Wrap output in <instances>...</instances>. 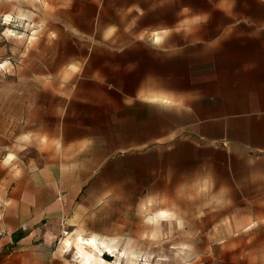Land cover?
Masks as SVG:
<instances>
[{"label": "crops", "instance_id": "crops-1", "mask_svg": "<svg viewBox=\"0 0 264 264\" xmlns=\"http://www.w3.org/2000/svg\"><path fill=\"white\" fill-rule=\"evenodd\" d=\"M55 5V31L71 38V51L44 66L36 85L58 101L49 139L69 155L56 154L36 171L33 179L48 182L43 206L25 197L32 193L26 184L3 193L0 232L12 230L15 243L28 238L21 224L62 217L68 208L55 198L75 194L71 181L108 174L111 164L149 182L133 196L153 197L158 176L195 174L221 156L264 157V0ZM13 198L15 205L7 202Z\"/></svg>", "mask_w": 264, "mask_h": 264}, {"label": "rangeland", "instance_id": "rangeland-1", "mask_svg": "<svg viewBox=\"0 0 264 264\" xmlns=\"http://www.w3.org/2000/svg\"><path fill=\"white\" fill-rule=\"evenodd\" d=\"M56 1L69 0H0V208L3 193L16 184H26L33 194L25 197L43 206L48 182L33 179L36 171L56 154L69 155L49 139L58 101L38 93L36 85L44 66L51 69L71 51V38L55 31ZM27 89L34 100H23ZM128 171L117 174L116 163L108 174L71 181L78 185L75 194L65 190L55 198L67 211L59 219L21 224L18 230L28 235L21 242L15 243L12 230L1 231L0 264H78L61 246L78 233L117 241L137 264H264L263 156L241 162L221 156L195 174H169L168 181L158 176L153 197L133 196L140 188L146 192L149 182L134 181ZM102 255L111 264H126L110 251Z\"/></svg>", "mask_w": 264, "mask_h": 264}, {"label": "bare ground", "instance_id": "bare-ground-1", "mask_svg": "<svg viewBox=\"0 0 264 264\" xmlns=\"http://www.w3.org/2000/svg\"><path fill=\"white\" fill-rule=\"evenodd\" d=\"M159 215H165V211L161 210ZM64 233L67 234L68 232L64 231ZM61 246L65 251H69L72 254L73 259L78 264H111L102 255L105 250L115 255L117 262L121 258H125L126 264H137L133 259L132 252L128 250L121 251L117 248L116 243H111V241L106 239H97L95 235L83 236L78 233L73 239L67 236L63 238Z\"/></svg>", "mask_w": 264, "mask_h": 264}]
</instances>
